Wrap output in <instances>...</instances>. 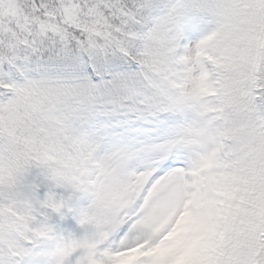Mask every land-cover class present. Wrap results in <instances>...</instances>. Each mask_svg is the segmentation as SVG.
Here are the masks:
<instances>
[{"label": "snow or ice", "instance_id": "obj_1", "mask_svg": "<svg viewBox=\"0 0 264 264\" xmlns=\"http://www.w3.org/2000/svg\"><path fill=\"white\" fill-rule=\"evenodd\" d=\"M0 264H264V0H0Z\"/></svg>", "mask_w": 264, "mask_h": 264}]
</instances>
